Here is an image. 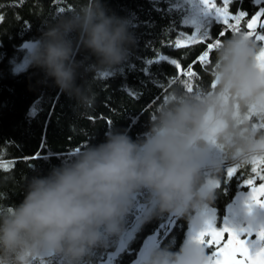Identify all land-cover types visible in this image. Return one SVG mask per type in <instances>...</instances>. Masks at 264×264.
<instances>
[{
  "label": "clouds",
  "instance_id": "9594fccd",
  "mask_svg": "<svg viewBox=\"0 0 264 264\" xmlns=\"http://www.w3.org/2000/svg\"><path fill=\"white\" fill-rule=\"evenodd\" d=\"M27 44L28 66L87 114L96 102L89 77L116 75L137 38L129 20L111 13L104 0H84L46 20L41 36ZM259 52L245 34L228 36L214 50L215 88L176 86L136 139L127 130L108 131L104 142L76 148L46 176L26 177L23 199L10 211L0 208V264L49 258L88 264L125 232L139 193L145 220L168 214L199 224L216 197L220 165L209 164L211 154L232 164L264 156V130L253 128L264 118ZM195 234L176 249L152 248L142 264H210Z\"/></svg>",
  "mask_w": 264,
  "mask_h": 264
},
{
  "label": "trees",
  "instance_id": "16d2710c",
  "mask_svg": "<svg viewBox=\"0 0 264 264\" xmlns=\"http://www.w3.org/2000/svg\"><path fill=\"white\" fill-rule=\"evenodd\" d=\"M78 2L84 0H0V208L11 209L23 199L26 177L46 176L76 148L104 142L106 132L127 130L136 139L147 130L155 108L172 88L180 86L186 91L187 83L198 88L211 85L214 50L206 58L207 64L198 57L207 43L221 39L218 34L225 30L222 23L208 24L203 42L190 41L176 47L181 33L193 30L184 22L185 14L177 1L104 0L111 13L129 20L137 44L129 62L116 75L89 77L96 102L87 114H81L74 100L60 94L51 80L45 82L39 69L25 63L30 46L27 42L41 36L44 22L59 14L60 8L70 11ZM238 10L248 13L238 25L246 31V20L255 12L251 0H234L229 12ZM232 34L226 30L222 40ZM189 65H193L191 70ZM191 71L198 76L192 77ZM137 198L143 203L144 194H137ZM134 213L136 209L127 218L125 230L140 221L134 236L120 248L123 233L118 241L95 251L88 264H98L109 253L115 254L110 264H129L143 238L155 231L161 233L171 217L164 214L145 220L141 212ZM176 224L158 246L179 248L186 238L188 222L182 218ZM40 264L61 262L49 258Z\"/></svg>",
  "mask_w": 264,
  "mask_h": 264
},
{
  "label": "snow or ice",
  "instance_id": "6c2138e0",
  "mask_svg": "<svg viewBox=\"0 0 264 264\" xmlns=\"http://www.w3.org/2000/svg\"><path fill=\"white\" fill-rule=\"evenodd\" d=\"M233 2L234 0H222L223 7H218L216 3H212L211 7H209L210 0H200L204 11L214 17L215 22L222 23L225 26V30L218 34L221 39H215L214 42L207 43L206 50L200 57H198V60L207 64L208 61L206 58H208L210 52L215 50L219 45L225 35V31L230 29L233 34L243 33L247 37L260 43V52L257 55V62L258 67L264 71V31H256L257 28L264 30V22L257 23L258 18L264 17V6L256 11L255 14L251 15V18L247 20V31H242L238 25L241 19L247 16L248 13L242 10L237 14L230 13L229 7ZM253 2L259 4L261 3V0H253ZM59 12L63 13L65 12V9L60 8ZM230 21H235L236 25H233ZM183 37L184 34L181 33L180 38L176 41V47L181 46L180 39ZM206 38L207 32L203 35H197L194 33L188 37L192 42H196L197 40L203 42ZM164 59H166V57H164ZM149 63L153 62L149 61ZM170 63L177 68L180 67L176 60H171ZM192 67L193 65H189V70H191ZM213 74L214 67L212 69V75ZM190 75L192 77L198 76L195 71H191ZM215 86V81L213 80L210 87L215 88ZM197 89L198 87H195L192 83L186 84V91L188 92H194ZM253 115L254 114H249L248 119L251 120ZM258 121L259 122L253 124V128L264 130V118H258ZM258 161L260 167H257ZM249 163L252 165L251 172L255 174L259 181H261L256 185L252 178L244 180V184L251 187V191H249L247 198V207L251 209L254 205L264 206V156L257 157ZM236 173V166L227 169L228 178H233ZM10 210L11 209H9V211ZM224 233H227V240L222 243ZM253 235H255V239H248V237H252ZM205 237H211V239L206 240ZM241 237L245 238L241 239ZM192 238L198 241L204 248H209L213 244L218 246L216 250L211 251V254H209L210 264H264V226L260 227L255 232H253L251 228L238 230L227 225L217 229L212 219H205L202 228L196 232L195 236Z\"/></svg>",
  "mask_w": 264,
  "mask_h": 264
},
{
  "label": "flooded vegetation",
  "instance_id": "af4514ba",
  "mask_svg": "<svg viewBox=\"0 0 264 264\" xmlns=\"http://www.w3.org/2000/svg\"><path fill=\"white\" fill-rule=\"evenodd\" d=\"M251 2L253 4L255 12L258 11L262 6H264V0H261V3H259V4L254 3L253 0H251ZM255 12L253 14H255ZM250 18H251V16L248 19H250ZM247 20L245 23L246 31H247V26H246ZM259 31H264V30L258 29V32ZM257 43L260 45L259 42H257ZM255 122H259L258 118L256 119ZM211 157H213V159H214L213 162H211V164L218 163L220 165V171H219V173H217L218 187L216 189L215 200L206 209L209 212L210 218L213 220L215 227L217 229H219V228L227 225L225 223V221L223 222V220L225 218L231 219L233 217V213H234L233 211L237 209L240 212L241 211L243 212V215H241V217H243L244 221H245L247 214L249 212L253 211L256 205H254L251 209H249L247 207V198L249 195V191H251V187L244 184V180L252 178L254 180V184H256V185H258L261 181H259L258 178H256L255 174L251 172L252 165L250 163H248V164H238V163L232 164L226 160H222L221 156L217 153H212ZM232 166L237 167V173L233 178H228L227 177V169L229 167H232ZM257 167H260L259 161L257 162ZM205 174L211 175L210 172H206ZM181 220H182V218L177 217L174 221L173 226L167 232V234L172 230V228H174L177 225L176 224L177 221H181ZM184 220H186V219H184ZM186 221L188 222V220H186ZM244 226H245L244 227L245 229L241 228L240 230H246L247 229L246 223H244ZM188 229L189 228H186V231H185L186 234H187ZM163 231H164V229H163ZM163 231L161 233L158 231H155V232L159 233L158 238L163 236ZM166 235H165V237H166ZM226 235H227V233H224L223 238ZM164 238H162L159 241V243ZM205 238L207 240L211 239V237H205ZM241 238L244 239L245 237H241ZM248 239H255V235H253L252 237H248ZM156 246H158V245H156ZM217 247L218 246L213 244L209 248H206V249L208 250V253L211 254V251L216 250ZM135 256H136V254H135ZM140 264H142V262Z\"/></svg>",
  "mask_w": 264,
  "mask_h": 264
},
{
  "label": "rangeland",
  "instance_id": "374dc122",
  "mask_svg": "<svg viewBox=\"0 0 264 264\" xmlns=\"http://www.w3.org/2000/svg\"><path fill=\"white\" fill-rule=\"evenodd\" d=\"M175 1H177L176 5L184 11V14H185L184 22L191 24L193 27L192 33L184 34V37L180 39V44L190 42L188 37L194 33H196L197 35H203L204 34L203 31L207 28L208 24H210L211 22H215L214 17H212L210 14L204 11L203 5L200 3V0H175ZM212 3H216L218 7H223L222 0H210L209 7H211ZM238 12L239 11H237L236 13H232V14H237ZM230 23L235 25L236 22L230 21ZM26 62L28 63L27 59L25 60V63ZM213 160H214L213 157L210 156L209 164H211ZM143 207H144L143 203H141L140 200H138L136 196V208H135L136 213L141 212ZM233 212H234L233 217L231 219L225 218L223 222L225 221L227 226L236 228L238 230H240L241 228L243 229L245 227L244 218L241 217V215H243V212L242 211L240 212L237 209L234 210ZM202 215H203V219L201 220L199 224L190 225L188 223L187 228L189 229L187 231L186 238H188L190 234L198 232L202 228L205 219H211L208 210H205V212ZM139 224H140V221L135 223L128 231L124 232L119 242L120 248L121 246H123L124 243L126 244L134 236L135 234L134 232L136 231V228L139 226ZM164 237L165 235L162 238ZM226 240H227V235L223 238L222 242H226ZM109 254L110 255H107L105 260H104V257L103 259H100L98 264H110V261L112 257L115 256V254L114 253H109Z\"/></svg>",
  "mask_w": 264,
  "mask_h": 264
},
{
  "label": "water",
  "instance_id": "95a60500",
  "mask_svg": "<svg viewBox=\"0 0 264 264\" xmlns=\"http://www.w3.org/2000/svg\"><path fill=\"white\" fill-rule=\"evenodd\" d=\"M264 22V17L258 18L257 23ZM259 28L256 29L258 31ZM177 217L172 216L166 221L165 229L163 231V236L171 229L174 224V221ZM246 228H251L253 232L258 230L260 227L264 226V206L256 205L254 210L249 212L245 219ZM158 232L153 234H148L145 236L136 252L135 258L129 264H140L143 261V258L149 250L154 248L163 236L158 238Z\"/></svg>",
  "mask_w": 264,
  "mask_h": 264
}]
</instances>
